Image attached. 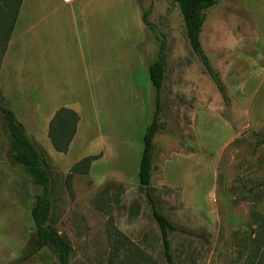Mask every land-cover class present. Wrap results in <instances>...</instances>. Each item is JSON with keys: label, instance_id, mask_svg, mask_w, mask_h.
Instances as JSON below:
<instances>
[{"label": "rangeland", "instance_id": "374dc122", "mask_svg": "<svg viewBox=\"0 0 264 264\" xmlns=\"http://www.w3.org/2000/svg\"><path fill=\"white\" fill-rule=\"evenodd\" d=\"M137 4L142 14L150 10L149 23L151 16L156 20L166 13L172 14L170 20L175 23V29L158 30L150 23L152 29L145 26L134 50L146 61L152 60L161 41L166 47L168 39L171 47L177 46L181 55H187L189 43L185 25L178 10L173 8L175 5L167 0H137ZM220 4L206 10L207 17H215L210 28V46L205 50L216 73L220 69L213 50L219 46L218 40L229 39L231 31L240 35L255 34L245 13L235 7L232 17L238 22L233 24L227 5ZM9 21V13L0 18V46ZM117 50L121 52L124 47H116ZM191 53L195 59L194 74L201 77L204 67ZM135 63L132 59L133 79L141 86L144 79L149 81L148 75L145 78ZM246 75H253L251 63ZM208 79L211 80L207 75L206 83ZM112 95L117 98L123 94L110 93L105 98ZM206 97L211 101L213 114L205 124L201 120L196 131L202 138L199 143L202 154L198 152L191 160L172 157L169 183L173 186L174 179V186L182 188L158 187L159 173L151 170V195L156 208L172 224L186 231L169 233L175 264H264V144H259L264 138V126L240 127L231 141L226 122L231 116L228 103L223 101L212 80L211 87L206 88ZM198 110L201 109L198 107ZM190 112L179 111L177 115L169 101L166 123L170 134L165 133L157 141L154 164L157 170L161 162L160 149L164 145L176 151L187 149L176 137H189L187 114ZM30 139L40 151L51 178L49 223L70 245V264H166L159 229L146 196L138 186L137 166L127 172L130 173L128 180L118 176L99 180L100 176L93 177L89 172L67 178L70 168L78 161L75 155L48 149V140ZM8 150V130L0 116V264H58L47 248L21 260L35 248L31 208L40 188L32 183L22 167L12 162ZM104 166V171L110 170L108 164Z\"/></svg>", "mask_w": 264, "mask_h": 264}, {"label": "crops", "instance_id": "0c3cea01", "mask_svg": "<svg viewBox=\"0 0 264 264\" xmlns=\"http://www.w3.org/2000/svg\"><path fill=\"white\" fill-rule=\"evenodd\" d=\"M220 3L227 5L233 24L238 22L232 17L236 7L248 16L255 29L252 36L231 31L232 36L221 37L213 50L229 99L231 116L225 119L232 141L240 127L264 126V0H219L210 8ZM173 8L180 13L177 5ZM206 10L199 40L207 56L205 47L210 46V28L215 17H207ZM166 14L156 20L151 16L150 23L158 30L175 29L170 20L173 15ZM144 29L137 0H22L0 64L2 104L14 112L27 136L38 141H49L48 125L58 109L74 111L79 122L67 153L74 154L78 161L99 156L88 171L93 177L100 176L99 180L108 176L128 180L130 168L138 167L142 137L153 112L152 84L144 79L138 86L131 71L133 59L138 71L145 78L148 75L147 61L134 50ZM116 47L124 50L118 52ZM177 48L171 47L167 39L165 79L160 94L164 128L154 138L151 163V170L159 173L157 186L169 189L182 188L174 186V179L173 186L169 183L172 157L191 160L201 153L202 138L196 131L201 120L205 124L213 114L211 101L206 97V88L211 87V80L205 82L208 74L204 70L201 77L195 76L190 45L187 55H181ZM248 63L253 70L250 77L246 75ZM115 92H121L122 97L105 98ZM169 101L177 115L179 111L191 110L187 114L190 135L176 137L178 143H183L181 146H187L185 151L165 145L160 149L158 171L154 165L157 141L165 133L170 134L166 123ZM230 124L236 128L232 129ZM49 148L55 151L51 143ZM105 163L110 170H103Z\"/></svg>", "mask_w": 264, "mask_h": 264}, {"label": "trees", "instance_id": "16d2710c", "mask_svg": "<svg viewBox=\"0 0 264 264\" xmlns=\"http://www.w3.org/2000/svg\"><path fill=\"white\" fill-rule=\"evenodd\" d=\"M167 1L178 6L185 23L186 37L191 50L201 61L205 72L214 82L218 92L222 96L223 101L228 103L227 105L229 106V99L226 94L225 86L221 82L218 73L214 71L209 63L199 40V34L204 21L203 12L204 10L217 4L219 0ZM21 3L22 0H0V18H2L3 15L5 16L7 13L10 15V21L7 24V29L5 28L7 31L4 35L2 45L0 46L2 49L0 52V64L6 50L7 43L10 39ZM149 12L150 10L145 11L142 14V21L147 28L152 29V26H150L147 19ZM1 28L2 25L0 24V29ZM165 67V46L164 42L161 41L155 57L152 60L147 61L148 77L154 90V96L152 99L153 112L150 122L148 123L142 137V148L138 164L137 181L140 190H142L146 196L151 216L159 229L164 260L166 264H175L170 245L169 233L174 231L186 233V231L179 229L176 225L172 224L169 219L156 208V204L150 190L154 138L156 134L164 128L161 122L162 105L160 94L165 79ZM0 116L2 117L8 130V151L12 162L22 167L24 172L30 177L32 183L40 188V192L35 195V200L31 208V219L35 226V248L26 253L21 260H27L42 248H47L52 251L58 261V264H70V245L49 223L51 211V178L47 168L44 166L42 155L32 143L31 139L27 136L24 127L17 122L14 112L5 107L1 100ZM78 122L79 116L70 109L60 108L54 113L48 125L47 137L56 152L62 154L67 153L69 145L75 135ZM259 144H264V138L259 142ZM98 158L99 156H89L76 162L70 168L67 178L71 177L73 174L88 173L91 162ZM262 229L263 227H260L261 234H263Z\"/></svg>", "mask_w": 264, "mask_h": 264}]
</instances>
